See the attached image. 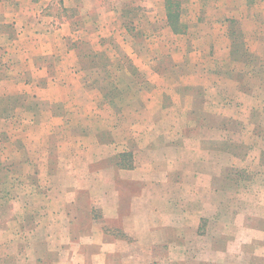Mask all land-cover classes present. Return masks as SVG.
<instances>
[{"label":"rangeland","instance_id":"1","mask_svg":"<svg viewBox=\"0 0 264 264\" xmlns=\"http://www.w3.org/2000/svg\"><path fill=\"white\" fill-rule=\"evenodd\" d=\"M56 1V24L66 33L60 46L61 32L57 37H49L51 30L44 38L16 37L20 25L15 26L13 9L0 6V81L24 86L22 92L7 93L12 87L0 83V264H183L174 247L103 243L106 237L124 235L107 234L99 226L101 171L129 170L144 143L142 134H129L131 125L159 124L160 97L169 114L179 113L163 119L166 127L171 118L184 127L215 126L221 132L209 147L217 158L229 152L264 168V22L258 14L264 13V3L259 8V0ZM90 11H100L93 26L91 18L85 23ZM211 16L214 21H206ZM212 25L228 32L226 41L215 39L216 46L219 40L220 47L228 45L227 55H214L213 40L202 36ZM86 26L97 28L86 35ZM253 31L259 34L245 38V32ZM128 47L137 58L125 52ZM219 66L225 69L218 72ZM220 76L227 85L218 83L225 81ZM192 101L195 110H189ZM202 108L209 116H202ZM65 110L67 119L59 116ZM47 111L52 119L46 118ZM15 112H20L17 117ZM48 148L49 167L39 160ZM221 182V188L227 187ZM69 193L75 195L71 228L64 211ZM149 221L164 224L160 214ZM213 264L229 263L217 259Z\"/></svg>","mask_w":264,"mask_h":264},{"label":"crops","instance_id":"2","mask_svg":"<svg viewBox=\"0 0 264 264\" xmlns=\"http://www.w3.org/2000/svg\"><path fill=\"white\" fill-rule=\"evenodd\" d=\"M56 2V0H14L8 4L7 0H1L0 6L13 9L15 26L20 25L19 29H15L16 37L26 34L34 38H44L49 34H46V30L52 31L49 37H57L58 32H61L56 24L58 15L53 11ZM63 3L65 4V1ZM258 3L260 8V4L262 7L264 2L259 0ZM99 12L87 13L85 23L93 19L91 21L93 26L96 17L99 18ZM108 14L114 15L116 12L109 10ZM258 14L264 22V13ZM5 16L8 15L5 14ZM115 19H111V22ZM209 19L214 21L213 16L206 18V21ZM211 27L210 30L203 32L202 36L213 40L211 51L214 55H227L230 50L228 45L220 47L219 40L216 46L215 39L225 37L223 41H226L228 32L222 28L214 29L215 25ZM96 28L97 26L90 30L86 26L83 29L86 35H91ZM255 32L259 34V31L245 32V38ZM69 35L72 37L71 33ZM65 36L66 33L63 35L61 32L57 38L59 46L60 41L66 40ZM47 44L49 42L43 44L42 49H47ZM65 49L67 57L71 56L72 51ZM126 51L132 60L137 58L131 47H128ZM37 52L44 54V51ZM133 64L140 68L134 61ZM37 68L42 67L37 66ZM217 68L218 72L225 69L221 66ZM212 70H216V67ZM219 78L225 79L224 76ZM228 81L231 85L235 84ZM148 82L151 84L150 81ZM0 83L2 85L8 83L12 87L11 90L6 91L7 93L22 92L23 90L19 88H24V86L11 84L8 80L0 81ZM218 83L225 86L227 80ZM196 85V83L193 84V87ZM89 92L87 90L85 94ZM219 93L223 95L221 91ZM147 98L145 97L143 101L145 112H148L151 96ZM202 101L206 100L202 99ZM159 103L157 112H160L162 116L159 124L144 125L138 129L135 125H131L129 134L132 137L142 134L144 143L143 146H139L137 152H134L133 163L129 170L120 171L119 174L109 168L101 171L102 177L97 184L100 194L98 210L102 219L99 226L105 229L107 234L121 231L124 235L121 237L122 240L119 239L120 237H106V241L102 240L103 243L115 248L119 245L128 246L130 243L145 248L164 246L170 248L169 251L174 247L183 264H213L217 259L219 263L264 264V168L257 161L248 162L229 152L219 153L217 158L216 149L209 147L216 143L214 135L221 132L215 126L194 124L184 127L177 122L176 118H171L172 125L166 127L162 124L165 123L163 119L167 116L178 117L179 113L169 114L168 111L171 109L165 105L161 97ZM192 103L193 101L190 103L189 110H195V105L192 106ZM203 111L204 108L199 109L202 116L206 114ZM19 113L15 112L13 117H17ZM48 113V111L45 112L46 118L52 119L53 114ZM59 116L67 119L69 113L65 110ZM230 116L232 115L227 114L228 118ZM15 130L16 134L21 132L18 129ZM229 130L227 129V134ZM240 132H242L241 129ZM150 135L151 137L147 138ZM153 135L159 136L154 138ZM173 135L176 136L175 139L167 137ZM167 138L170 139L166 142ZM132 141L134 142L135 139L133 138ZM186 142L194 146L185 147ZM233 142L229 141V143ZM44 150L48 153L44 152V158L41 157L39 160H43V166L49 167L50 148ZM234 168L238 169V174L233 173ZM225 169L227 172L224 171ZM221 181H225L227 187L221 188ZM69 195L68 201L64 202V208H66L64 211L65 218L66 215L70 217L67 226L71 228L70 223L73 219L71 209L75 195L71 193ZM157 214L163 215V226L154 225L149 221L152 215ZM171 215L175 216L178 223H172ZM115 250L113 249L112 252ZM114 255L117 259L119 258V255Z\"/></svg>","mask_w":264,"mask_h":264}]
</instances>
